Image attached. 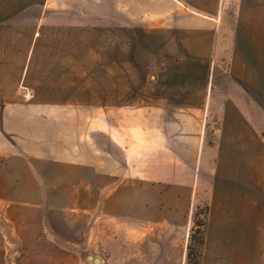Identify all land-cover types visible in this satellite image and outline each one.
Segmentation results:
<instances>
[{
  "label": "crops",
  "instance_id": "obj_1",
  "mask_svg": "<svg viewBox=\"0 0 264 264\" xmlns=\"http://www.w3.org/2000/svg\"><path fill=\"white\" fill-rule=\"evenodd\" d=\"M80 169L115 218L204 194L202 264H264V0H0V210L39 220Z\"/></svg>",
  "mask_w": 264,
  "mask_h": 264
},
{
  "label": "rangeland",
  "instance_id": "obj_2",
  "mask_svg": "<svg viewBox=\"0 0 264 264\" xmlns=\"http://www.w3.org/2000/svg\"><path fill=\"white\" fill-rule=\"evenodd\" d=\"M223 76L219 70L218 83ZM62 99L71 101L72 111L60 113L66 120L83 115L98 119L95 112H74L73 105L91 100L92 108H98V96ZM69 177L68 192L50 201L29 225L0 210V264H188L189 247L199 251L201 238L206 244L210 208L202 193L186 220L115 218L101 209L98 192L85 193L82 169ZM204 250L205 245L203 255Z\"/></svg>",
  "mask_w": 264,
  "mask_h": 264
},
{
  "label": "trees",
  "instance_id": "obj_3",
  "mask_svg": "<svg viewBox=\"0 0 264 264\" xmlns=\"http://www.w3.org/2000/svg\"><path fill=\"white\" fill-rule=\"evenodd\" d=\"M193 240L197 241L195 239V237H193ZM198 244L200 245V250L199 251H193L190 247H189V253L187 256V262L188 264H202V257H203V248L205 245V239L201 238L198 239Z\"/></svg>",
  "mask_w": 264,
  "mask_h": 264
},
{
  "label": "water",
  "instance_id": "obj_4",
  "mask_svg": "<svg viewBox=\"0 0 264 264\" xmlns=\"http://www.w3.org/2000/svg\"><path fill=\"white\" fill-rule=\"evenodd\" d=\"M89 259H90V260H93L92 257H90ZM93 261H94L95 263H99V259H94Z\"/></svg>",
  "mask_w": 264,
  "mask_h": 264
}]
</instances>
